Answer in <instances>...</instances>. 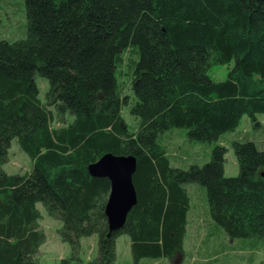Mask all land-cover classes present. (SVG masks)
<instances>
[{
  "label": "trees",
  "instance_id": "1",
  "mask_svg": "<svg viewBox=\"0 0 264 264\" xmlns=\"http://www.w3.org/2000/svg\"><path fill=\"white\" fill-rule=\"evenodd\" d=\"M24 4L26 37L0 40V264H40L46 235L38 203L62 222L60 238L75 255L83 238L98 235V256L89 264H115L124 234L134 264L170 259L185 248L189 184L205 188L210 216L230 238L264 241V151L234 141L240 172L226 177L224 146L204 166L184 170L172 166L162 145L175 128L187 129L191 141L213 144L235 132L244 116L259 126L264 0ZM233 61L225 81L211 79L213 65ZM123 70L136 98L133 131L122 117L131 104L118 81ZM37 76L49 82L46 103ZM15 139L33 162L24 175L4 170ZM110 153L137 159L138 204L114 233L106 216L111 183L88 171Z\"/></svg>",
  "mask_w": 264,
  "mask_h": 264
},
{
  "label": "rangeland",
  "instance_id": "2",
  "mask_svg": "<svg viewBox=\"0 0 264 264\" xmlns=\"http://www.w3.org/2000/svg\"><path fill=\"white\" fill-rule=\"evenodd\" d=\"M27 34L24 0H0V40L15 42L24 39ZM235 62L229 65L215 64L210 68L209 76L215 82L228 78ZM123 70L118 77L120 87L130 97L131 104L124 107L122 117L124 124L130 130L137 128L138 119L131 113V106L136 102L131 84V77ZM36 83L40 90V99L46 103L49 91L47 79L37 76ZM73 117L68 119L72 122ZM256 122L249 116H244L235 132L224 134L213 144L189 140L187 129L175 128L162 136V145L174 168L187 170L193 165L204 166L211 160L212 150L218 145L227 149L225 176L239 175V166L232 148L234 141H252L259 150L264 151V114L256 115ZM60 127L59 124L55 125ZM33 162L21 149L18 140L12 142L9 152V162L4 166L10 175L31 172ZM191 198V210L188 215L189 226L183 252L176 253L170 259H143L140 264H264V241L258 238L232 239L211 218L206 190L200 184L186 185ZM42 214L41 228L46 235V243L40 247L38 255L40 264H89L97 258L99 237L83 238L80 250L74 254L71 246L64 243L59 235L62 228L60 220L50 217L42 203L37 204ZM75 256V258H73ZM115 264H134L131 240L128 235H122L116 243Z\"/></svg>",
  "mask_w": 264,
  "mask_h": 264
},
{
  "label": "water",
  "instance_id": "3",
  "mask_svg": "<svg viewBox=\"0 0 264 264\" xmlns=\"http://www.w3.org/2000/svg\"><path fill=\"white\" fill-rule=\"evenodd\" d=\"M88 171L95 178H107L110 181L111 192L106 206V216L110 233L121 230L130 212L138 204V195L134 185V176L137 172L136 157L106 154L91 164Z\"/></svg>",
  "mask_w": 264,
  "mask_h": 264
}]
</instances>
